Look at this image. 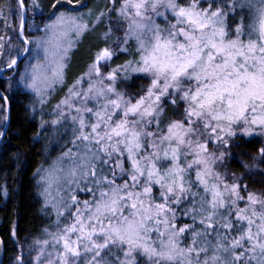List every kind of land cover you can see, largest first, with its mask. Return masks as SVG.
Segmentation results:
<instances>
[{
	"label": "snow or ice",
	"instance_id": "6c2138e0",
	"mask_svg": "<svg viewBox=\"0 0 264 264\" xmlns=\"http://www.w3.org/2000/svg\"><path fill=\"white\" fill-rule=\"evenodd\" d=\"M8 10L19 25L0 37V73H12L9 89L33 94L21 127L38 103L39 129L51 130L43 138L70 136L33 174L57 231L28 246L39 249L31 259L21 245L12 264H43L46 254L47 264H264V140L241 174L225 165L245 137H264V0H17ZM105 21L45 120L49 89L65 83L70 37ZM122 55L130 58L116 63ZM0 112L6 144L10 108Z\"/></svg>",
	"mask_w": 264,
	"mask_h": 264
},
{
	"label": "trees",
	"instance_id": "16d2710c",
	"mask_svg": "<svg viewBox=\"0 0 264 264\" xmlns=\"http://www.w3.org/2000/svg\"><path fill=\"white\" fill-rule=\"evenodd\" d=\"M31 3V0H27ZM47 3L48 0H42ZM94 0H89L92 6ZM13 9L17 6V0H0V37L6 39L11 35V28L18 26L19 19L13 18L9 14L8 6ZM238 12V11H237ZM39 19V18H37ZM40 22V20L38 21ZM5 24L9 25V29L5 28ZM102 24L96 33L86 35L77 40L76 46L70 53L69 67L65 76V83L60 84L53 92L52 102L58 100L73 79L78 77L85 70L87 64V53L90 46L97 42V36L101 29H106ZM18 30V29H17ZM116 35L122 36V31ZM12 41L16 42V38L12 35ZM114 39V37H113ZM123 55L116 60V63L122 62ZM8 76L10 72H5ZM139 84V81H137ZM8 78H0V90L8 100L10 108L11 125L10 130L6 132L5 140L7 143H0V251H2L1 264H9L10 259L18 252V245L22 240L36 237L46 225V217L41 208V200L39 191L36 186V169L45 160L42 155L43 147L47 144L44 139L43 131L39 129V119L29 120L21 127V121L25 115L24 106L27 105V94L19 88L9 89ZM10 98V103L9 99ZM0 108H4V103L0 99ZM5 112H0V116ZM17 131H21L22 135L17 136ZM40 134L41 139L34 141L33 135ZM261 140L264 137L253 136L245 137L242 151L233 150L225 161L229 174L242 173L244 169L241 160L252 164V157L257 155L258 149L261 147ZM20 152L21 159L17 161L14 154ZM19 164V166H18ZM264 168V164L259 165ZM258 181V178H257ZM247 183L248 181H244ZM259 183L250 184V190L259 191ZM181 220L191 223L189 217H180ZM13 229L17 235L13 236ZM144 258H141L143 261Z\"/></svg>",
	"mask_w": 264,
	"mask_h": 264
},
{
	"label": "rangeland",
	"instance_id": "374dc122",
	"mask_svg": "<svg viewBox=\"0 0 264 264\" xmlns=\"http://www.w3.org/2000/svg\"><path fill=\"white\" fill-rule=\"evenodd\" d=\"M95 1V3L94 4H99L100 5V8H103V5H104V3H105V0H94ZM179 2L180 3H183L184 2V0H179ZM93 4V5H94ZM119 6V5H118ZM236 11H238V13H239V9H237ZM168 16H169V21H171V22H175V20H174V18L172 17V15H171V13H169L168 14ZM28 19H29V23H31L32 22V19H33V16H32V13L31 12H29L28 13ZM157 19V22L158 23H160L161 24V26L163 27L164 26V21H163V18L162 17H157L156 18ZM39 21V19H36V22L37 23H40V22H38ZM237 22H239L238 21V19H237ZM105 26L107 27V21H105ZM18 25H19V22H18ZM124 27H126V24H124ZM17 29H18V26H17ZM104 30H106V29H101L100 31H99V34L102 32V31H104ZM29 33H27L26 32V35H28ZM30 35L32 36V37H34V36H36V35H40V33L39 32H36V31H32L31 33H30ZM122 35H123V31H122ZM71 39H73V40H76V42H77V38L75 37V35H72L71 37H70ZM7 39H9V37H6V39L5 40H7ZM179 39H183L182 37L181 38H179ZM244 39H247V37H244ZM14 44L16 43L15 41H12ZM133 47H135V45L133 44ZM128 58H130V57H128V56H124V57H122V62H123V60L124 59H128ZM21 70H23V65L21 64ZM4 75H7L6 73H4ZM16 79H18V75H17V77H16ZM139 83H140V81H139ZM60 84L61 83H56V84H54L53 85V87L51 88V89H49V93L46 95V100L48 101V103L46 104V106L44 107V113H45V116H44V119L45 120H51L53 117H51L50 115H47V113H49V112H51V110L54 108V106L56 105V103L60 100V99H62L64 96H65V94H66V92H67V89L63 92V94L58 98V100L57 101H55V102H52L51 101V98H52V96H53V92L55 91V89L57 88V87H59L60 86ZM70 86V85H69ZM20 89V88H19ZM22 90V89H21ZM22 91H25V93L27 94V104H29L30 102H31V100L33 99V94H31V93H29V92H27L26 90H22ZM36 108H37V112H36V114H35V117L36 118H38L39 120H40V113H39V109H40V105L37 103V105H36ZM51 130L49 129L48 131H43V134L45 135V136H47L48 134H49V132H50ZM66 140H70V136H66V137H64V138H59V137H56V136H54L53 137V139H52V142L49 144V141L47 140V144H49V148H48V156L47 157H45V160L42 162V164L40 165V166H43L44 168H48L51 164H52V162L60 155V153H61V151H63V150H66V149H64L63 148V145L65 144V141ZM72 145L71 144H68V147H71ZM39 166V167H40ZM36 179L38 180L39 179V177L38 176H36ZM38 191H39V189H38ZM53 195H55V190H54V192H53ZM40 196V195H39ZM79 198L81 199V200H84V199H88L89 198V194L88 193H85V192H80L79 193ZM40 200H41V208H44V203H43V197L42 196H40ZM43 212V214H44V216L46 217V225L44 226V229L45 228H47L49 231H52V232H55V231H57V228H56V226H55V221H56V214H55V211L51 208V206H48L44 211H42ZM65 222H67V221H64V222H62L61 223V225H60V227H63V223H65ZM47 237H45L44 235H43V230L36 236V237H33V238H30V239H24V240H22L20 243H19V245H18V252L16 253V255L15 256H13L11 259H10V262H9V264H12V261L14 260V258L17 256V255H19L20 254V252H21V245H23V249H24V255H25V258H27V259H31L32 257H34L35 255H36V253L39 251V249L38 248H35L34 247V249L31 251V252H29V249H28V246L29 245H31L32 243H33V241L34 240H37V239H40V240H43V239H46ZM49 251H51V249H49ZM46 262H47V254L45 255V258L43 259V264H46Z\"/></svg>",
	"mask_w": 264,
	"mask_h": 264
},
{
	"label": "water",
	"instance_id": "95a60500",
	"mask_svg": "<svg viewBox=\"0 0 264 264\" xmlns=\"http://www.w3.org/2000/svg\"><path fill=\"white\" fill-rule=\"evenodd\" d=\"M5 73V72H4ZM4 73H0V78H8L9 76L12 75V73H10L8 76H5ZM0 97H4V94L2 93V91L0 90ZM4 103V106H5V109H9V105H8V100L7 99H1ZM6 114V113H5ZM1 254H2V251H0V258H1ZM1 264V262H0Z\"/></svg>",
	"mask_w": 264,
	"mask_h": 264
},
{
	"label": "clouds",
	"instance_id": "9594fccd",
	"mask_svg": "<svg viewBox=\"0 0 264 264\" xmlns=\"http://www.w3.org/2000/svg\"><path fill=\"white\" fill-rule=\"evenodd\" d=\"M191 2V0H189V3ZM161 11L163 12L164 11V9H161ZM239 13H240V15H246L247 13H248V9L247 8H245L244 10H240L239 9ZM171 22V21H170ZM171 23H175V22H171ZM164 27V26H163ZM187 86H191V87H195V82H193L192 83V85H186V87ZM218 107H219V105H218ZM237 175H239V174H241V173H236ZM46 264H47V262H46Z\"/></svg>",
	"mask_w": 264,
	"mask_h": 264
},
{
	"label": "flooded vegetation",
	"instance_id": "af4514ba",
	"mask_svg": "<svg viewBox=\"0 0 264 264\" xmlns=\"http://www.w3.org/2000/svg\"><path fill=\"white\" fill-rule=\"evenodd\" d=\"M6 76V75H5Z\"/></svg>",
	"mask_w": 264,
	"mask_h": 264
}]
</instances>
